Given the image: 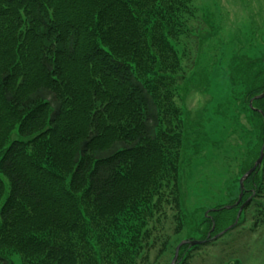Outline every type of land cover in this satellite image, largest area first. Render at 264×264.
Listing matches in <instances>:
<instances>
[{
	"label": "trees",
	"instance_id": "1",
	"mask_svg": "<svg viewBox=\"0 0 264 264\" xmlns=\"http://www.w3.org/2000/svg\"><path fill=\"white\" fill-rule=\"evenodd\" d=\"M187 2L0 0V150L19 129L0 157V248L25 264H151L143 253L161 241L168 195L182 228L178 178L157 140L162 112H174L161 88L181 71L171 39L186 31ZM250 86L248 102L264 70ZM253 106L264 129V97ZM260 166L241 201V216L258 208L256 228ZM239 207L211 211V237ZM207 243L182 245L179 260ZM0 264L14 262L0 250Z\"/></svg>",
	"mask_w": 264,
	"mask_h": 264
},
{
	"label": "rangeland",
	"instance_id": "2",
	"mask_svg": "<svg viewBox=\"0 0 264 264\" xmlns=\"http://www.w3.org/2000/svg\"><path fill=\"white\" fill-rule=\"evenodd\" d=\"M187 3L192 14L186 31L171 39L181 71L167 81V90L161 88L162 106L171 93L174 112H162L157 140V145L169 153L168 161L178 178L182 228L177 229L179 222L170 208L176 203L168 195L162 233L152 236L160 235L161 241L143 253L149 255L151 264H171L182 240L207 238L213 226L206 219H211L213 209L236 203L240 178L256 162L264 144L262 122L246 98L251 83L264 70V0ZM18 132L15 126L0 157ZM258 172L263 176L264 161ZM3 179L6 195L9 182ZM236 209L215 234L235 222ZM257 210L250 206L240 215L241 223L217 240L198 248L184 247V255L189 253L191 258L184 263L181 256L178 264H264V222L260 219L255 227ZM164 242L167 248L159 256ZM0 250L14 264H25L16 249Z\"/></svg>",
	"mask_w": 264,
	"mask_h": 264
},
{
	"label": "water",
	"instance_id": "3",
	"mask_svg": "<svg viewBox=\"0 0 264 264\" xmlns=\"http://www.w3.org/2000/svg\"><path fill=\"white\" fill-rule=\"evenodd\" d=\"M262 97H264V91L261 94L255 96L254 98H262ZM254 98H252L251 101H250V106L252 108H254V106H253V100H254ZM263 160H264V144H263V146L261 148L260 155L257 158L256 162L240 178V181H239V183H240V193H239L238 200L236 201L235 204L225 205L224 206L225 208H230L231 209L232 207H234L235 205H238L241 202V200L243 199V194H244V189H245V180L253 173V171H255L257 169V167H259L262 164ZM249 199L245 200L241 204L235 222L233 224H231L230 226H228L227 228H225L223 231H221V232H219V233H217V234H215L214 236L211 237L212 230L215 227V223H214L212 229L208 233L207 238L200 239V240H196V239H185V240H182L177 245V247H176L175 254H174V257L172 259L171 264H178V262H179V256H180V249H181V246L182 245L189 244L190 246H194V245H199V244L207 243L210 240L218 239L221 235H223L227 231H229V229L233 228L239 222V218H240L241 212H242L244 206L248 203ZM213 210H216V209H213Z\"/></svg>",
	"mask_w": 264,
	"mask_h": 264
}]
</instances>
